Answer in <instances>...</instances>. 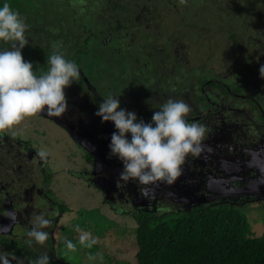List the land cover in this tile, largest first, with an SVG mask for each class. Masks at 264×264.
<instances>
[{
	"label": "rangeland",
	"instance_id": "374dc122",
	"mask_svg": "<svg viewBox=\"0 0 264 264\" xmlns=\"http://www.w3.org/2000/svg\"><path fill=\"white\" fill-rule=\"evenodd\" d=\"M50 1L53 2V7H60L66 11L62 13L65 19L67 14L68 21L79 27L78 36L83 35L82 33L87 30V17L94 7L95 23L93 25L95 30H101L103 35L107 21L117 17L115 15L112 18L107 7L120 6L122 2V0H110V3L107 0H83L86 1V5L82 11L80 4H78L81 2L79 0H77L78 3H74V0ZM124 1L125 4L121 7H127L128 12L132 10L137 12L138 7L144 5L137 0ZM174 2L176 4H174L173 10L167 2L162 1L166 4L165 11L161 12L159 9L158 12H153V16L147 14L143 23L148 24L143 28L148 33L155 32L153 35L147 36L146 34L145 37H134L124 31L119 38L117 35L116 37L102 38L103 40L97 38L92 40L95 50L89 49V51L94 52L92 58L95 56V60L93 61L94 71L90 73V76L96 74L102 83L107 84L113 77L123 75L120 81L110 83L115 90V94L112 92L111 95L123 98L125 97L124 83L122 84L124 76L127 77V74H133V72L137 73L136 68L140 69L145 85H155L170 92L171 97L161 93L162 103L169 98L184 100V97L191 93L181 91H191L192 83L200 84V80L210 77L222 78L233 86L237 85L242 94L251 95L261 101L264 108V69L260 73L261 67L264 66V0H174ZM30 4L32 8H38L40 11L53 8L49 0H34ZM125 13L126 11L121 9V14H119L123 16ZM59 19V17H54V13L50 14V19L42 14L39 21L42 25L43 21H47L46 27L52 31L54 24H57ZM131 21L133 22V20ZM78 36L71 34V38L74 40ZM65 41L59 40L62 48ZM126 42L133 43L132 52L129 54L131 60L132 55L133 58H135V54L137 56L143 55V57H139V61L132 60L133 64L126 59L127 55L124 51ZM27 46L22 49V56L25 60L27 54L25 52L33 50L31 49L32 46H29L30 48ZM67 52H72V50ZM30 53L34 58L33 71L39 73L43 70L45 73L49 66L43 64L41 58L43 54L37 50ZM68 59L75 61L74 58L68 57ZM134 63H136V67ZM86 68L88 69V66ZM124 72L126 73L124 74ZM236 77L237 81H234ZM139 84L136 83L132 87ZM82 87L83 84L79 85L73 82L70 87L65 89L67 99L69 100L75 95H82ZM172 87L174 90L171 93ZM215 91V89L209 88L208 92L212 94ZM127 94L131 99V93L128 92ZM218 96L216 100L218 102L224 101L226 105L228 101L230 103L236 101L228 95ZM246 100L244 99V102ZM92 104L95 106L96 102ZM248 104L251 103L248 102ZM222 106L224 105L222 104ZM228 113L226 111V114ZM46 117V114L45 116L36 114L25 117L18 125L0 131V135H5L8 142H13V140L28 141L31 150L34 149L36 152L43 150L48 153L46 159L41 160L39 158L42 170L37 168L36 163L29 164L33 167H27L29 170L36 169V172L30 173L29 176L34 174L37 185L42 180V191L47 198V200H42L36 196L33 202L34 217L30 221V229L37 227V216H44L48 213V217L45 218L51 220L52 223L40 230L47 231L49 236L54 238L57 255L64 258L69 264H134L138 246L135 237L136 222L130 215L133 211L162 213L167 209L172 211L183 210L197 203L208 205L224 200L240 203V201L250 199L254 201L264 197V139L259 148L253 146L255 148L253 152L256 153L253 157L239 155L238 150L234 148L232 150L235 152L229 151L231 148L229 149L228 143H223L217 148V143L223 142L221 138H224L223 135L212 137L211 142L208 139L204 140L209 146L207 149L209 152L204 155L201 153L199 157L200 161L205 163L203 167L207 168L209 165L211 169L209 176L212 179L218 177L221 172L230 176L232 171L239 170L233 176L237 178L235 182L239 183L236 185L241 186L238 188L240 191L236 192L238 189L230 190L231 193H234L231 196L224 192L220 195L222 189H214L213 186L206 190L198 185L197 192L193 191L194 183L198 182L190 180L189 172L193 176V171H191L193 163L187 164L186 160L182 166V175L177 178L174 184L167 185L158 182L157 185L150 186L152 196L146 198L141 194V186L136 181L121 182V186H118L117 181L121 173L119 170L111 177L102 176L97 181L95 179L88 181L89 178L85 177L87 175L84 172L91 167L90 172L93 171L90 176L95 178L97 174L99 175L104 160L103 155L91 150L86 142L87 139L75 138L73 133H70L64 126L52 118L47 119ZM228 121L232 123L231 120L228 119ZM199 123L205 125L207 129L210 128L206 120ZM88 151L93 152L90 154L92 156L90 163L85 155V152ZM199 157H193V159L197 165L201 166L198 162ZM253 164L256 166L254 167ZM188 165L190 167L187 169ZM246 167L247 169L243 170ZM37 169H40L38 170L39 173ZM255 169L258 173L255 172ZM209 176L205 175L208 178L207 182L212 181ZM257 177L259 178L258 183L261 182V184H259L260 189L256 193H253V190H248L247 186L242 187V185H248L251 182L248 178L256 179ZM231 180H229V185H235V182ZM97 188L104 196V200H101L102 197ZM217 192L221 197H217V199L206 197L210 194L217 195ZM193 193L196 195L194 196ZM237 194L246 196L240 197L236 196ZM105 200L109 202L108 205ZM61 205L63 206L61 207ZM247 205H242L240 211L243 210L246 213L254 231L253 234H264V218H262L261 206H255L252 202ZM110 220H114L111 221V228L108 227ZM77 225L82 231L90 232L97 239V243L92 248L89 249L80 245V232L76 231ZM122 225L128 226L127 229L122 230ZM99 228L100 231L106 229L104 237L97 236L95 230ZM70 235H72L71 238ZM25 239L32 240L33 238L26 235ZM66 240H71L76 245L75 252L67 250ZM51 243H53L52 240ZM47 247L48 243L45 241L41 245V249L44 250ZM0 252H2L1 249ZM5 254L11 261L14 259L10 253L9 255L8 253Z\"/></svg>",
	"mask_w": 264,
	"mask_h": 264
},
{
	"label": "flooded vegetation",
	"instance_id": "af4514ba",
	"mask_svg": "<svg viewBox=\"0 0 264 264\" xmlns=\"http://www.w3.org/2000/svg\"><path fill=\"white\" fill-rule=\"evenodd\" d=\"M33 1L34 0H8L10 6L14 10L19 11L28 25L26 35L28 36L27 39L29 43L27 44V48L32 46L31 49L33 50H28L25 52L27 53L25 55L26 60L34 63L33 55H31L32 53L30 52L37 50L39 53L43 54L41 57L43 59V64L48 65L47 59L52 54L53 44H59V40L62 42L63 40H66L63 47L64 49L59 44V50L65 54L66 59H68V57L70 59L74 58V60L78 63L80 67V78L76 81V83L79 85L83 84L81 89L82 93L79 92L82 95L72 96L71 99L68 100L69 110L60 118H51L60 125L64 126L70 133H73L75 138L78 137L81 139H87L86 142L89 144L91 150L103 155L104 160L101 164L102 169H100L99 175L97 174L95 178L90 176L93 171L92 170L90 172L91 167H89V169L84 172V174L87 176H83L89 178L88 181H92L93 179L97 181L99 177L102 176H105V178L111 177L112 174L116 173L117 170H123L122 162L117 157L110 155V150L108 147L111 135L114 131H116V129L114 124L110 121H108V123H102L100 117L96 116L95 113L98 110V107L96 106L102 103L103 99H106L109 95H111L112 92V94H115L114 87H111L110 83L120 81L123 75L117 76L116 78L113 77L114 79L112 78L110 82H107V84L102 83L101 79L99 80V77H97L96 74L90 76V73L94 71L93 61L95 60V56L92 58L94 52L91 53L89 49L95 50V47L93 46L94 43L92 41L95 38L102 39L108 36L115 37L116 29L113 27L114 24L110 21H107L106 25L104 26L105 31H103V35L105 36H103L100 32L101 30H95V26L93 25L95 23V13H92L90 10L86 21V24L88 25H86L87 30L82 33L83 35L78 36L79 27L72 25L71 22L68 21L67 14V20L65 19V16H62V13H65L66 11H63L60 9V7H53V2L50 0L49 2L53 8H46L40 11L38 8H32L30 3ZM79 1L81 2L78 3L77 0H74V3L76 2L80 4V7L83 8L82 0ZM107 9L112 17V15H114L112 13V8L107 7ZM148 11H150V8L142 5L138 7L137 12L134 10L130 12L127 11L123 17L130 23H132L131 20H140V18L141 20H145L147 18V14L149 16L152 15V12ZM53 13L55 18L59 17L60 19L57 21V24H54L53 30L50 31L49 28L46 27L47 21H43L42 25V23L39 21V18L43 14L50 19V14ZM134 13L138 14L135 16L131 15ZM144 24V27H146L148 23ZM124 26L126 28L125 33L128 30L127 32L134 37H145L146 35L141 29L143 26L140 28L138 22H134L133 24L128 23ZM71 34L78 36V38L74 40L71 38ZM35 38H37V40H35ZM90 44L91 47L89 46ZM125 44L124 51L127 55L126 59L130 60V63H132V60L139 61V57H143V55L137 56L135 54V58H133L132 55L131 60V55L129 54L132 52L131 46L133 43L126 42ZM10 47L11 42H0V50H7L10 49ZM68 50H72V52H67ZM135 64L136 63H134V66ZM86 66H88V69ZM136 71L137 73L133 72V74H127V77L124 76L122 84L124 83L125 97L117 98L120 101L121 108L136 113L138 120L142 119L145 122H150L153 112L158 111L159 105L162 104L163 98L161 93L163 92L164 95H169L170 92L166 91L165 89H160L155 85H145V80L142 78L140 69L136 68ZM125 73L126 72H124V74ZM36 74L41 75L44 73L42 70ZM234 81H237V77L234 79ZM199 82L200 84L192 83L191 91H181L191 93L184 97L185 102L188 103L191 108V111L187 114V120L189 122L196 123L206 120V122L209 123L210 128L207 131L205 139H208L209 141L212 139V137L215 138L219 135H223L224 138L221 137L223 142L217 143V148L223 143H228L227 145L229 146V149L231 148L230 150L228 149L229 151L235 152L232 150L234 148L238 150L240 153L239 155L243 154L247 157L255 156L256 153L253 152V149H255L253 146H257V148H259L262 140L264 139V108L261 105L262 102L251 95L242 94L241 89L237 85L233 86L230 82H227L222 78L210 77L207 79H202ZM136 83L140 84L138 86L132 87V85H136ZM104 88L105 90H103ZM209 88H213L216 91L210 94L208 92ZM173 90L174 88L172 87L171 93ZM128 92L131 93V99L128 97ZM218 95H228V97L234 98L236 101H233V103L228 101L226 105L224 101L218 102V100H216V97H219ZM169 96L171 97V95ZM244 99H247L246 102H244ZM94 102H96L95 106L92 104ZM248 102L251 104H248ZM222 104L224 106H222ZM90 106L91 108H89ZM226 111L229 113L226 114ZM41 114L45 116L46 113L44 114V112H42ZM46 118L48 119L49 117L47 116ZM228 119L231 120L232 123H229ZM126 135H129L130 138V134ZM210 142L209 144L211 145ZM203 144L205 147L202 155L209 152L207 150L209 149L207 142L203 141ZM30 148L31 147L28 141L21 142L19 140H13V142H8L5 135H0V199L3 197L2 200H0V249L6 252L10 251V247L6 246L5 243H16L17 241L23 242L27 240L25 238L30 230V221L34 217L33 202L35 201L36 196L42 198V200H47L42 191V180L39 181V185H37V183H35L34 174L29 176L30 173L36 172V169H27V167H33L29 164L36 163V166H38L37 168H41L42 166L39 161V157L37 156V152L34 149L31 150ZM92 153L89 151L85 152L86 159L89 163L92 161V156L90 155ZM189 162L193 163V168L191 169V171H193V176H191L189 172V177H191L190 180L192 182H198L194 183L195 188L192 189L195 192H197L199 186L206 190L213 186L214 189H222L220 195L224 192L229 194L228 196H231L234 193H231L230 190L234 191L241 187L236 185L239 183L235 182V179L237 178L236 176H233L235 173L239 172V170L232 171L230 176H227L221 172L218 177L212 179L209 176V172L211 170L209 165L207 168L203 167L205 163L200 161V157L198 162L201 166L197 165L196 161H194L191 155L187 159V164H189ZM255 166L256 165H254V167ZM189 167L190 166L188 165L187 169ZM240 169L242 170V168ZM244 169H247V167L243 168V170ZM38 170L40 169H37V172L39 173ZM255 172H257L256 169ZM205 175L209 176V179L212 181L207 182L208 178H206ZM250 175L252 174L250 173ZM230 179H232L231 181L235 182V185H229ZM248 179H250L251 182L248 185H242V187L247 186L246 188L248 190H253V193H256V191L260 189L259 184H261V182L258 183L259 178L257 177L256 179ZM238 191H240V189H238L236 192ZM193 194L194 196L196 195L195 193ZM216 194L217 195L210 194L211 196L206 195V197H211V199H217V197H221L218 195L219 192ZM100 195L102 200H104V196L101 192ZM236 196L245 197L246 195L237 194ZM9 212L15 213L14 219H10L8 217ZM47 214H45L44 217H48Z\"/></svg>",
	"mask_w": 264,
	"mask_h": 264
},
{
	"label": "clouds",
	"instance_id": "9594fccd",
	"mask_svg": "<svg viewBox=\"0 0 264 264\" xmlns=\"http://www.w3.org/2000/svg\"><path fill=\"white\" fill-rule=\"evenodd\" d=\"M28 25L19 11L14 10L8 0H0V42H11L10 49L0 50V131L18 125L25 117L46 113L48 117L60 118L68 110L65 89L80 78V67L66 59L59 44H53L49 65L44 74L37 75L33 64L22 56V49L29 43L26 35ZM264 66L261 67V70ZM118 96L109 95L99 104L95 115L101 122H112L116 131L108 145L110 155L117 157L123 165L118 186L121 182L136 181L140 192L152 196L150 186L158 182L172 185L182 175L183 165L191 155L198 158L204 150L203 141L208 129L205 125L189 122L187 114L190 105L183 99H167L154 111L150 122L138 120L136 113L120 107ZM130 134V138L129 135ZM44 160L46 151H38ZM10 219L15 213L9 212ZM37 227L27 235L37 244H43L49 237L44 229L52 221L43 215L36 217ZM80 232L79 243L92 248L97 239L90 232ZM67 250L76 251L71 240L65 241ZM92 259V257H90ZM0 264H12L7 254L0 252ZM34 264H50L47 253L37 257Z\"/></svg>",
	"mask_w": 264,
	"mask_h": 264
},
{
	"label": "trees",
	"instance_id": "16d2710c",
	"mask_svg": "<svg viewBox=\"0 0 264 264\" xmlns=\"http://www.w3.org/2000/svg\"><path fill=\"white\" fill-rule=\"evenodd\" d=\"M107 1L110 3V0ZM137 1L146 7L149 6L148 12H152V16L153 12H158L159 9L161 12L165 11L166 4L162 1L167 2L172 10L176 4L174 0ZM82 4L84 7L86 1L82 0ZM124 4L125 1L122 0L120 6L115 5L112 8V18L115 15L117 17L110 22L114 24L115 37L118 35V38L126 29L124 25L129 23L123 17L125 14L120 15L121 9L127 12V7H121ZM91 11L95 13V7ZM143 21L145 20L140 18L129 24L138 22V25L144 26ZM142 30L147 36L155 33ZM250 202L261 206L264 218V197L240 203L229 200L208 205L197 203L183 210L167 209L162 213L133 211L130 215L136 222L135 237L138 246L134 264H264V234L254 235L246 213L240 211L242 205L248 206ZM105 203L109 204L106 200ZM111 221L114 220L109 221V228L112 227ZM127 227L122 225L121 229L125 230ZM95 231L98 237H104L106 229L100 231L99 228ZM30 240L5 243L10 247V251L2 252L13 256L12 264H34L37 257L44 253L48 254L50 264H69L57 255L53 237H48V247L44 250L41 249V244L29 243Z\"/></svg>",
	"mask_w": 264,
	"mask_h": 264
}]
</instances>
